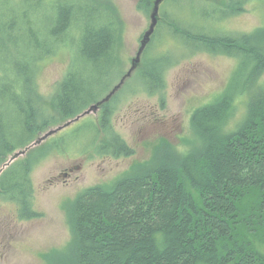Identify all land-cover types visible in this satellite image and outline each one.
Here are the masks:
<instances>
[{"label":"trees","instance_id":"obj_1","mask_svg":"<svg viewBox=\"0 0 264 264\" xmlns=\"http://www.w3.org/2000/svg\"><path fill=\"white\" fill-rule=\"evenodd\" d=\"M155 1L139 0V9L149 15ZM182 1L165 3L178 7ZM189 1L202 3L200 11L209 14L211 24L239 16L250 2L185 0V5ZM24 2L30 11L13 0L4 12V0L0 1V169L51 126L100 102L114 83L104 86L101 78L121 65V26L112 7L97 0ZM52 4L55 16L40 29L34 16ZM157 27L156 36L166 27L172 36L195 46L194 54L205 47L239 57L238 73L252 62L246 87L234 90V78L227 95L194 112L193 136L184 142L188 152L173 150L164 157L161 149L150 163L153 169L136 166L113 187L91 188L67 205L74 245L47 264H264V88H257L264 72V28L238 37L212 36L182 29L175 16L161 20ZM70 35H79L77 54L56 96L47 100L37 85L41 64L68 49ZM153 46L142 57L152 73L144 75L143 82L159 83L161 88V71L148 56ZM242 96L250 97L247 112L231 129L235 103ZM107 123L105 116V130ZM123 147L114 136L116 152H124ZM36 162L17 161L0 176V199L15 203L23 220L41 216L33 207L31 174Z\"/></svg>","mask_w":264,"mask_h":264},{"label":"rangeland","instance_id":"obj_2","mask_svg":"<svg viewBox=\"0 0 264 264\" xmlns=\"http://www.w3.org/2000/svg\"><path fill=\"white\" fill-rule=\"evenodd\" d=\"M97 1L112 7L119 18L121 65L109 77L101 78L104 86L111 82V87L114 83L98 103V109L90 111L89 107L86 109L89 112L81 118L51 126L30 146L12 154L7 160L8 166L5 164L0 169L1 176L17 161H37L31 174L35 186L33 207L41 213L39 218L20 219L17 205L0 199V264H47L49 258L69 252L75 237L67 205L91 188L113 187L136 166L153 169L151 165L161 149L164 157L173 150L188 152L189 147L184 146V142L193 136L194 112L227 95L234 78V90H243L253 70L250 62L246 71L238 73L241 69L239 57L206 51L205 47L194 54L195 46L186 39L182 41L180 36H172L166 27L157 36L156 27L148 39L146 35L158 0L149 15L143 8V12L139 9V0ZM165 1L159 4L157 26L161 20H172L175 16L183 24L182 29L191 28L203 34L205 31L212 36L238 37L264 28V0H250L242 14L217 24L208 22L209 14H202V3L189 1L185 5L183 0L175 7L173 2ZM206 1L220 3V0ZM12 3L13 0H4L3 11ZM20 5L23 11H30L24 0H20ZM49 6L46 12L40 11L34 16L40 29L48 26L47 18L55 16V5ZM73 35L66 39L69 50L64 49L41 64L37 85L47 100L56 96L59 83L77 54L79 35ZM152 43L154 46L148 56L161 71V88H158L159 83L149 86L143 82L144 75H152L150 65L142 59ZM262 73L257 83L259 91L264 88ZM249 99V96H242L235 103L231 129L243 121ZM101 106L109 108L106 115L99 109ZM105 116L108 130L103 126ZM92 121L95 126L89 129ZM114 136L125 145L124 152H116L113 148ZM159 144L169 148L159 147ZM89 145L91 148L87 149Z\"/></svg>","mask_w":264,"mask_h":264},{"label":"water","instance_id":"obj_3","mask_svg":"<svg viewBox=\"0 0 264 264\" xmlns=\"http://www.w3.org/2000/svg\"><path fill=\"white\" fill-rule=\"evenodd\" d=\"M164 0H158L156 2V5H155V9H154V13L152 15V25L150 27V31L147 33L146 37L149 39L150 36L155 32V29L157 27V23H158V19H157V16L159 14V4H161ZM99 106V105H98ZM98 106H94L92 107V109L96 108L98 109ZM91 111V109H90ZM87 112V111H86ZM6 166H8V164H6Z\"/></svg>","mask_w":264,"mask_h":264},{"label":"flooded vegetation","instance_id":"obj_4","mask_svg":"<svg viewBox=\"0 0 264 264\" xmlns=\"http://www.w3.org/2000/svg\"><path fill=\"white\" fill-rule=\"evenodd\" d=\"M102 100H103V99H102ZM100 102H101V101H100ZM98 103H99V102H97L96 104L91 105L89 109H92L91 107L96 106ZM99 104H100V103H99ZM99 104H98V105H99ZM98 105H97V106H98ZM104 105H105V104H104ZM104 105H103V106H104ZM99 109H102V111H106V110H108L109 108L104 109V108H102V106H101ZM97 111H98V110H97ZM88 112H89V111H88ZM88 112H86V110H85V112H83L82 114H80V115L77 116V117H80V118H81L82 115H85V113H88ZM95 112H96V111H95ZM93 124H94L93 121L90 122V125H91V126H93ZM94 125H95V124H94ZM91 129H92V127H91ZM91 133H92V132L90 131V134H91Z\"/></svg>","mask_w":264,"mask_h":264}]
</instances>
